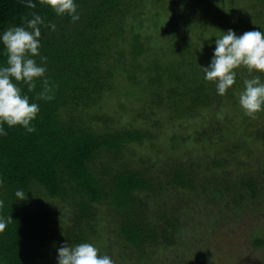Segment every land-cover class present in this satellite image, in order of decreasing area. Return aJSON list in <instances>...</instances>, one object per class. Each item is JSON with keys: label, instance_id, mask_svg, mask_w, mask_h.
Returning <instances> with one entry per match:
<instances>
[{"label": "trees", "instance_id": "trees-1", "mask_svg": "<svg viewBox=\"0 0 264 264\" xmlns=\"http://www.w3.org/2000/svg\"><path fill=\"white\" fill-rule=\"evenodd\" d=\"M151 1L75 0L80 19L72 22L32 0L45 23L56 25L54 32L41 27L40 53L47 57V76L58 88L52 101L35 100L41 91L39 82L34 93L25 88L40 107L33 122L36 132L5 125L8 135L0 136V200L4 202L0 215L12 219L0 233V264H58L61 245L82 242L94 244L101 255L113 259L111 243L105 239L107 227L139 264H150L158 251L176 245L179 232L188 230L189 217L177 212L182 193L188 200L201 196L216 208L237 211L257 200L262 181L250 169L238 166V160L237 170L243 172L231 179L222 168L228 163L224 155L193 159L186 150L181 158L166 161L153 149V128L173 121L202 117L192 140L199 143L202 138L201 144L211 149L222 144L244 148L249 138L264 145V128L244 121L238 128L233 125L235 119H246L239 101L233 100L249 78L246 69L237 71L233 88L220 96L192 60L186 64L189 74L182 64L142 63L151 51L139 42L138 18L145 16L139 10L150 8ZM230 2L233 8L236 0ZM25 3L0 0V33L24 26L22 18L33 11ZM249 9L253 12L249 18L264 33V0H253ZM168 11L174 13V8ZM181 43L175 51L183 55L189 44ZM4 53L0 43V67L6 65ZM118 71L124 72L127 87L142 88L138 96L143 115L128 118L133 119V127L115 126L122 118V103L112 100L118 111L103 112L104 103L116 94ZM182 141L183 136L174 133L167 152L175 151ZM259 168L264 177V164ZM18 189L25 192L26 200L17 199ZM253 244L261 247L263 240L257 238ZM119 256L122 262L130 258ZM177 264L193 263L180 260Z\"/></svg>", "mask_w": 264, "mask_h": 264}, {"label": "rangeland", "instance_id": "rangeland-1", "mask_svg": "<svg viewBox=\"0 0 264 264\" xmlns=\"http://www.w3.org/2000/svg\"><path fill=\"white\" fill-rule=\"evenodd\" d=\"M252 2L253 0H236V4L232 8L230 0H176L175 6L174 0L172 2L171 0H160L159 4L158 0H152L149 4L151 9L139 10L145 14L144 17L142 15L138 18V21L141 22L138 24V31L142 33L139 42H144V46L151 51L149 56L142 58V63L152 65L151 60H153L159 67H170L171 65L177 67L182 64L185 73L189 74V67L186 64L192 60L199 73L205 75L201 67L210 65L215 51V41L222 35L221 32L227 33L231 29L237 36H240L247 31H256V28H259L258 24L249 18L251 13L253 14L249 9ZM173 8L174 13L168 11ZM201 8L202 14H200ZM135 29L137 30V28ZM180 42L189 44V50L183 55L175 51ZM130 45L126 44L127 48ZM118 73L119 81L116 94L104 103L103 112L118 111L111 103L112 100L114 104L120 102L122 111L125 113L123 114L121 111L122 118L116 121L115 126L133 127L135 126L133 119L129 120L128 118L143 115L139 109L141 104L138 96V92L140 93L142 88L127 87L129 81L127 82L123 75L124 72L118 71ZM165 77L167 78V75ZM233 100L239 101L238 96ZM135 110H138L136 114ZM219 113L224 114V111ZM127 119L128 121H126ZM136 121L140 125L145 123L139 119ZM201 121L202 117H200V121L199 119L179 120L163 123V127L153 128L155 135L150 142L154 143L153 149L157 153L161 152L160 159L164 158L166 161H170L174 157L181 158L186 150L192 154L193 159L209 157L211 153L224 155V159L228 161L222 167L225 173L227 172L229 177L234 179L243 172V170H237L238 166L242 165V169L244 167L250 169V172L256 173L258 181H262L260 194L257 200L247 205V208L237 211L216 208L213 204H207L200 200L201 196L196 200H188V197L182 193L180 198L183 202L177 212L189 217L191 222L188 230L179 232L175 238L176 245L158 251L156 256L151 258L150 264H154L153 260L156 264H177L180 260L193 264H264V177L259 171V165L264 164V145L261 142L254 143L249 138L246 142L248 146L244 148L234 149L232 144H222L211 149L210 146L201 144L202 138L199 143L192 140L193 135H196V131L200 130L203 124ZM241 121L256 129L264 128V112L259 113L256 120L247 116L246 119L242 117L240 120L235 119L233 125L238 128ZM238 130L241 131V128ZM158 133L161 135L159 136ZM174 133L183 136L184 141L179 142L175 151L172 148V151L167 152ZM156 136L158 137L156 138ZM221 150H224L225 154ZM226 150L232 151L233 154L230 156ZM142 152L149 154L147 149ZM235 160H238V166L235 164ZM105 229V239L111 243V253L114 256L115 264H139L135 259L136 255L130 253V250L125 251L121 244H117L112 231L108 227ZM257 238L263 240V246H254L253 241ZM119 255L130 258L127 262H122Z\"/></svg>", "mask_w": 264, "mask_h": 264}, {"label": "clouds", "instance_id": "clouds-1", "mask_svg": "<svg viewBox=\"0 0 264 264\" xmlns=\"http://www.w3.org/2000/svg\"><path fill=\"white\" fill-rule=\"evenodd\" d=\"M39 4L50 8L58 17H70L72 22L80 19L75 0H39ZM25 7L33 9L24 16V26H14L0 33L6 65L0 67V136H7L4 126L22 127L27 133H35L33 122L40 113L38 103L32 102L25 93H34L40 83L41 91L35 100L52 101L58 85L50 82L47 76V57L40 53L41 27L56 31L54 23H45V18L37 14L36 4L26 0ZM31 17V18H29ZM216 38L215 51L208 67H201L204 79L216 85L218 95L225 96L236 83L237 71L247 70L249 78L244 79V89L239 92V105L244 114L252 120L264 112V33L247 31L237 36L233 30ZM36 57H39V63ZM258 73V74H257ZM23 86V87H22ZM3 180H0V186ZM18 200H26L23 190H17ZM4 202L0 200V210ZM11 217L0 215V233H3ZM58 264H115L111 256L101 255L99 248L92 243L82 242L75 245L67 243L58 248Z\"/></svg>", "mask_w": 264, "mask_h": 264}]
</instances>
